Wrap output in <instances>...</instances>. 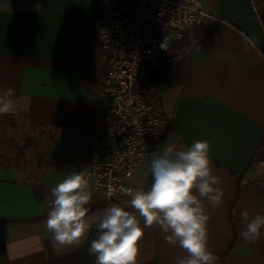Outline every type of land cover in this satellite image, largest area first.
<instances>
[{
  "label": "crops",
  "instance_id": "0c3cea01",
  "mask_svg": "<svg viewBox=\"0 0 264 264\" xmlns=\"http://www.w3.org/2000/svg\"><path fill=\"white\" fill-rule=\"evenodd\" d=\"M106 1L0 0V90L13 88L17 104L0 115V264H95L88 252L95 228L82 246L60 247L40 215L53 204L52 189L80 172L105 122L98 17ZM204 8L216 19L164 51L150 76L166 131L151 146L209 142L224 192L222 204L207 209L216 264L234 237L229 206L243 175L224 264H264V228L255 243L240 235L242 211L264 214V169L250 172L264 140V0H204ZM151 159L136 168L134 189H150ZM29 165L40 175L27 176ZM129 201L113 204L131 211ZM138 246L136 264H177L187 255L157 227L145 228Z\"/></svg>",
  "mask_w": 264,
  "mask_h": 264
},
{
  "label": "clouds",
  "instance_id": "9594fccd",
  "mask_svg": "<svg viewBox=\"0 0 264 264\" xmlns=\"http://www.w3.org/2000/svg\"><path fill=\"white\" fill-rule=\"evenodd\" d=\"M16 109L15 90H0V115ZM209 150L207 140H197L184 149L169 144L162 152H153L150 189L127 190L131 211L112 204L90 214L92 196L85 173L71 171L52 189L54 200L46 220L51 239L60 247H79L95 228L88 247L95 264H136L145 228L157 227L166 242L178 243L186 251L177 264H216L218 257L208 249L207 209L219 207L224 192ZM240 215L246 222L241 238L255 243L261 238L264 214L244 210Z\"/></svg>",
  "mask_w": 264,
  "mask_h": 264
},
{
  "label": "built area",
  "instance_id": "2783aa9c",
  "mask_svg": "<svg viewBox=\"0 0 264 264\" xmlns=\"http://www.w3.org/2000/svg\"><path fill=\"white\" fill-rule=\"evenodd\" d=\"M215 19L204 0L106 1L98 17L105 122L80 170L106 203L128 196L136 168L154 152L151 143L166 135L150 84L156 61L188 31Z\"/></svg>",
  "mask_w": 264,
  "mask_h": 264
},
{
  "label": "trees",
  "instance_id": "16d2710c",
  "mask_svg": "<svg viewBox=\"0 0 264 264\" xmlns=\"http://www.w3.org/2000/svg\"><path fill=\"white\" fill-rule=\"evenodd\" d=\"M243 178V175H240L236 178V191H235V196H234V199L233 201L231 202L230 206H229V217H230V223L232 225V228L234 230V237L232 239V241L230 242V244L228 245V247L225 249V251L222 253V255L220 256L219 260H218V264H224V261L226 259V255L228 253V251L230 250L231 246L234 244L235 242V237H236V230H235V227L233 225V221L231 219V210L235 207L236 203L238 202V200L240 199V196H241V186H240V182ZM98 202L94 205L92 202L89 203V205H87V207H89V209H93L95 206H99V208H102L104 209L105 208V205L107 204H113L115 203V201H112L110 203H106L105 201H99L97 200ZM52 206H50L43 214L40 215V217H45L48 215V212L50 211ZM101 212V211H100Z\"/></svg>",
  "mask_w": 264,
  "mask_h": 264
},
{
  "label": "rangeland",
  "instance_id": "374dc122",
  "mask_svg": "<svg viewBox=\"0 0 264 264\" xmlns=\"http://www.w3.org/2000/svg\"><path fill=\"white\" fill-rule=\"evenodd\" d=\"M264 159V140L262 141V143L260 144L259 150L256 154V159L254 160V165L250 166V172H257L260 171V169H264V164L260 165V160ZM29 167L31 168V170L27 171L25 174L27 176H35V175H40V170H37L38 166L37 165H29ZM88 185L91 186L90 182H88ZM93 196L92 199H98L99 201H105V198L102 197L99 194H96L94 191H92Z\"/></svg>",
  "mask_w": 264,
  "mask_h": 264
}]
</instances>
